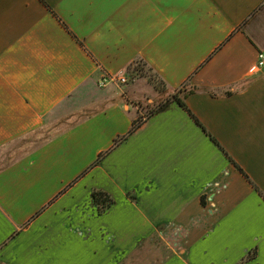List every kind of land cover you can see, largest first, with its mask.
<instances>
[{"label":"crops","instance_id":"obj_1","mask_svg":"<svg viewBox=\"0 0 264 264\" xmlns=\"http://www.w3.org/2000/svg\"><path fill=\"white\" fill-rule=\"evenodd\" d=\"M261 50L264 0H0V153L140 59L169 91L195 90L190 111L264 193ZM115 85L50 142L1 158L0 264H264V198L176 102L147 117L141 90ZM94 189L116 201L103 216Z\"/></svg>","mask_w":264,"mask_h":264},{"label":"trees","instance_id":"obj_2","mask_svg":"<svg viewBox=\"0 0 264 264\" xmlns=\"http://www.w3.org/2000/svg\"><path fill=\"white\" fill-rule=\"evenodd\" d=\"M129 71L132 75H137V76H140L143 79H145L147 82H149L154 87V89L156 91L167 95L166 101L164 103H162L159 106V108L151 111L147 117H151L155 113L162 111V110H165L169 106V104H171L172 102H176L180 107H182L192 117V119L196 122V124L202 128V130L210 137V139L224 153V155L228 158V160L245 177V179L254 187V189L264 198V193L262 191H260V189L258 187H256V185H254V183L251 181L249 176L230 157V155L223 149V147L207 132V130L204 128V126L200 123V121L195 117V115L188 108L185 100L189 95H191L195 92L194 89L188 90V89H185V87H183V88L178 89L176 91H169L167 84L156 73H154L153 70L146 63H144V61H142L140 59L136 60L129 67ZM211 94L216 95L213 92H211ZM231 94H232V92L230 90H226L223 92V95H225V96H230ZM143 122H144V120L142 117L134 120L132 123V127H131L130 131L128 132V134L125 136L118 137L115 141L114 147L119 145L120 143L124 142L128 138V136H130L134 132H136L142 126ZM44 129L45 128L38 130V131H35L33 133H30L26 137L18 139L16 141L12 142L11 144H9L8 146L3 147L2 149L11 148L10 151L8 152V155H9L14 151L13 149L21 148L30 142L35 143V147L32 149V151L26 153V154H29V153L37 150L38 148L42 147L43 145H45L46 143H48L52 140V138H47V137H41V138L37 139L38 136L43 133ZM106 154L107 153L100 155L98 160L89 168V170H91L95 166L99 165L100 162L102 161V159L106 156ZM21 156H24V154H22ZM18 158H21V157H19V156H17V158L15 157L12 162L17 160ZM7 162H8L7 163L8 165H10L12 163V162L10 163L9 160ZM83 176H85V175H81V177H83ZM91 200H92V205H93V207L96 208L97 214L99 216L105 215L116 203V201L112 197V195L110 193L102 190V189H94L91 192ZM254 258H255V251H253L252 254L251 253L248 254L243 259V262H248L250 260H253Z\"/></svg>","mask_w":264,"mask_h":264},{"label":"rangeland","instance_id":"obj_3","mask_svg":"<svg viewBox=\"0 0 264 264\" xmlns=\"http://www.w3.org/2000/svg\"><path fill=\"white\" fill-rule=\"evenodd\" d=\"M145 79L137 75H130L129 82L126 85H115L112 86L108 91L113 93L122 92L127 87L134 86L139 88L141 91V97L143 98L141 104L143 105V115H148L151 111L156 110L159 106L164 103L167 99V95L160 93L154 89V87L148 82L146 84ZM148 84V85H147ZM150 85V86H149ZM106 96L104 95V90L97 85H94L88 91L76 92L70 96L52 115L48 117L44 125V131L37 139L41 137L52 138L56 137L70 127L84 120L96 110L98 105L105 101ZM35 147V143H28L21 148H16L17 155L20 153H25L32 150ZM9 149L5 152L0 153V161L7 162L13 157H6L8 155ZM3 154V156H2ZM160 232L168 231L166 229H159ZM156 233V235H158ZM148 254V253H147Z\"/></svg>","mask_w":264,"mask_h":264},{"label":"built area","instance_id":"obj_4","mask_svg":"<svg viewBox=\"0 0 264 264\" xmlns=\"http://www.w3.org/2000/svg\"><path fill=\"white\" fill-rule=\"evenodd\" d=\"M264 68V50L258 53L257 62L249 69L251 74H256ZM128 75L120 74L114 76H105L99 82L100 87H107L111 84L126 85L129 82Z\"/></svg>","mask_w":264,"mask_h":264}]
</instances>
